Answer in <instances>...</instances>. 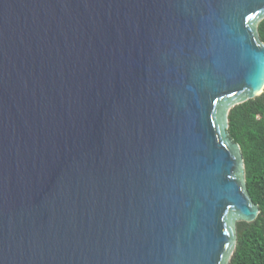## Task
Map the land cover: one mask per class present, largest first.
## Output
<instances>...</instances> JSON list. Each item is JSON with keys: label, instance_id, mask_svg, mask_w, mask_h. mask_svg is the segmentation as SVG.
I'll use <instances>...</instances> for the list:
<instances>
[{"label": "water", "instance_id": "water-1", "mask_svg": "<svg viewBox=\"0 0 264 264\" xmlns=\"http://www.w3.org/2000/svg\"><path fill=\"white\" fill-rule=\"evenodd\" d=\"M264 0H0V264H229V113L264 93Z\"/></svg>", "mask_w": 264, "mask_h": 264}, {"label": "trees", "instance_id": "trees-1", "mask_svg": "<svg viewBox=\"0 0 264 264\" xmlns=\"http://www.w3.org/2000/svg\"><path fill=\"white\" fill-rule=\"evenodd\" d=\"M258 34L264 43V18ZM228 132L241 147L246 188L260 208L254 222L237 224V245L229 264H264V93L232 108Z\"/></svg>", "mask_w": 264, "mask_h": 264}]
</instances>
